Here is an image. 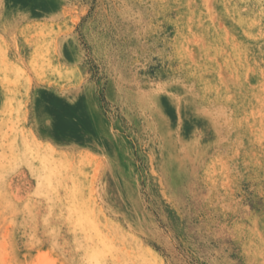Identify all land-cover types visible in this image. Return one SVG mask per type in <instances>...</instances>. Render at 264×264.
<instances>
[{
    "label": "rangeland",
    "instance_id": "rangeland-1",
    "mask_svg": "<svg viewBox=\"0 0 264 264\" xmlns=\"http://www.w3.org/2000/svg\"><path fill=\"white\" fill-rule=\"evenodd\" d=\"M26 5L0 0V264H264V0Z\"/></svg>",
    "mask_w": 264,
    "mask_h": 264
},
{
    "label": "bare ground",
    "instance_id": "bare-ground-1",
    "mask_svg": "<svg viewBox=\"0 0 264 264\" xmlns=\"http://www.w3.org/2000/svg\"><path fill=\"white\" fill-rule=\"evenodd\" d=\"M1 1L3 2V6L6 11L5 15H8L10 13L9 9L11 7L18 6L21 3L28 5V6L26 5L25 7L28 16L32 14L35 16L43 15L46 18L48 17L57 18L63 13L62 0H1ZM58 52L62 60L67 64H74L75 62H77V60L80 57L76 44L71 37H65V38L63 37L59 41Z\"/></svg>",
    "mask_w": 264,
    "mask_h": 264
}]
</instances>
